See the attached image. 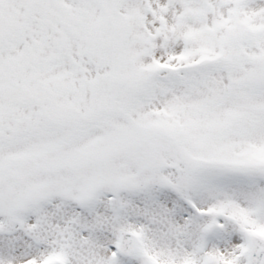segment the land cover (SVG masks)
Masks as SVG:
<instances>
[{"label": "snow or ice", "instance_id": "6c2138e0", "mask_svg": "<svg viewBox=\"0 0 264 264\" xmlns=\"http://www.w3.org/2000/svg\"><path fill=\"white\" fill-rule=\"evenodd\" d=\"M0 264H264V0H0Z\"/></svg>", "mask_w": 264, "mask_h": 264}]
</instances>
